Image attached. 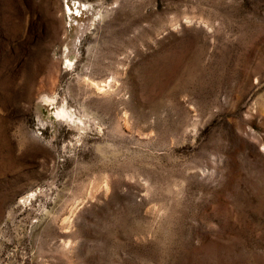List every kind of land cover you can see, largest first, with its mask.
Wrapping results in <instances>:
<instances>
[{
    "label": "rangeland",
    "instance_id": "1",
    "mask_svg": "<svg viewBox=\"0 0 264 264\" xmlns=\"http://www.w3.org/2000/svg\"><path fill=\"white\" fill-rule=\"evenodd\" d=\"M0 264H264V0H0Z\"/></svg>",
    "mask_w": 264,
    "mask_h": 264
},
{
    "label": "bare ground",
    "instance_id": "2",
    "mask_svg": "<svg viewBox=\"0 0 264 264\" xmlns=\"http://www.w3.org/2000/svg\"><path fill=\"white\" fill-rule=\"evenodd\" d=\"M65 115H69V113L66 110L62 111ZM69 117V116H68ZM30 201V200H29Z\"/></svg>",
    "mask_w": 264,
    "mask_h": 264
}]
</instances>
